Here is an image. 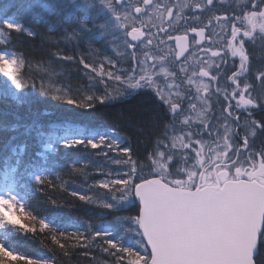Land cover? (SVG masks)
<instances>
[{"label": "snow or ice", "instance_id": "6c2138e0", "mask_svg": "<svg viewBox=\"0 0 264 264\" xmlns=\"http://www.w3.org/2000/svg\"><path fill=\"white\" fill-rule=\"evenodd\" d=\"M98 2L101 9L91 16L92 27L81 19V12L87 18L91 8L87 0L83 4L76 0H18L5 5L9 10L17 9L18 14L7 17L0 9V45H7L14 34L37 37L38 33L24 19L39 15L48 7L59 15L68 11L71 3L68 19L76 21L77 26L65 27V35L60 37L48 29L46 38L83 39L84 32L106 28L100 19L103 15L112 23L113 30L101 31L100 35L110 36L114 42L122 34L130 49L128 58L134 63L127 70H111L113 63L109 57L89 60L84 55L73 57L54 51L53 55L60 60L78 61L90 80L98 78L104 84L101 94L73 91L71 86L57 87L43 79L38 83L30 75L31 61L20 53L0 50V98L20 106L28 103L24 93L35 90L53 101L93 110L98 104L124 95L149 91L166 110L160 119L169 122L162 124L159 135L154 132L158 121L136 127L140 133L155 136L151 151L144 156L147 163L143 164L134 158L130 144L122 146L116 129L79 137L69 136L68 129H64L61 136L54 127L45 131L43 125L26 126L18 115L9 119L8 112L0 113V130L16 133L24 129L25 137L34 130L42 143L35 160L25 159L26 143L11 147L0 167V229H12L0 236V264H56L54 259L33 258L17 250L9 240L17 232L47 233L52 244L65 251V255L68 241L87 248L99 240L103 251L115 257L116 264H264V143L259 149L253 146L258 137L264 138V116L255 118L257 112L264 113V66L253 71L246 48V40L255 42L258 38L264 42V0H247L245 7L225 8L221 15L215 14L221 11L217 0H195L186 5H177L175 0H138L135 5L128 0ZM185 8L207 17L204 24L201 16H195L202 26L190 29L199 37L198 46L205 40L206 29L219 27V34L225 36L224 51L219 47L205 49L208 60H200L192 69L186 64L189 57L185 56L189 52L188 29L176 36L169 32L185 20ZM146 17L147 21L143 19ZM160 37L174 40L175 48H160L165 43ZM147 49L158 51L150 55ZM229 56L238 60L227 76L230 90L218 83L221 65ZM107 81L118 87L109 91ZM221 97L224 107L214 121L213 105L220 103ZM240 110L246 114L242 124ZM128 126L134 127L131 122ZM16 139L11 136L8 143ZM73 148L98 150L93 154L103 157L116 153L113 162L123 166L122 172L99 169L104 178L90 186L108 190L111 200L97 201L75 191L70 194L85 203L99 204L108 212L135 207L136 213L126 218L125 231L134 234L139 249L125 246L122 239L111 238L108 231H95L91 236L60 231L46 218L27 209L22 192H26L29 181L41 191H68L59 174L55 175L59 183L50 178V154H66L65 150ZM87 167L86 163L73 162L70 171L87 178ZM49 200L57 205L56 200Z\"/></svg>", "mask_w": 264, "mask_h": 264}, {"label": "trees", "instance_id": "16d2710c", "mask_svg": "<svg viewBox=\"0 0 264 264\" xmlns=\"http://www.w3.org/2000/svg\"><path fill=\"white\" fill-rule=\"evenodd\" d=\"M170 2V0H161V2ZM182 4H191L195 0H175ZM18 2V0H0V9L4 11L7 17H12L13 14H18L14 7L9 10L5 5H10ZM221 11L216 12V15H221L223 9H239L245 7L247 0H217ZM101 6L98 0H93L92 9L87 11V18L93 14L99 13ZM72 10L71 3L68 4V11L57 15L51 7L41 12L36 16H28L24 19V23L31 27L32 30L38 33L37 37L29 38L24 35H13L7 45H0V50L14 51L22 54L25 58L32 62L30 75L39 83L41 79L45 83H54L55 86H71L73 91L79 89L81 92L94 91L97 94L104 92V84L99 82V79L90 80L85 75L83 66L77 62H69L60 60L53 55L54 51L59 50L62 55L79 57L84 55L89 60L97 57H112L114 56V44L110 42L111 37H102L101 31L111 32L113 25L107 20V17L101 15L100 19L106 24L105 29H93L92 31L84 32L83 39H59L49 40L46 37L49 35L48 29L53 31L57 37L64 36V28L69 29L76 27L77 23L74 20L68 19V12ZM91 14L89 15V13ZM189 27L202 26L200 21L195 20V16H201L204 24L207 23V17L194 9H187L185 12ZM81 12V19L86 24L91 26V20L87 19ZM212 32L220 36V28L216 27ZM83 31V29H81ZM227 29H225V32ZM171 35H176L174 29H169ZM223 36V35H221ZM118 38L119 35H118ZM122 38V37H121ZM225 39V36H223ZM216 41V39H215ZM224 40H218V45ZM124 42V39H123ZM223 44V43H222ZM91 45V47H89ZM126 46L125 43L123 47ZM214 48V46H213ZM246 48L250 55L251 67L253 71L261 66H264V42L258 38L255 42L246 40ZM93 49L97 51H93ZM116 49V48H115ZM217 49V48H214ZM211 48V50H214ZM221 51V47H219ZM90 54V55H89ZM109 91L113 87L110 81ZM113 94H116L115 92ZM24 95L27 97L28 103L17 106L10 99L5 101L0 98V113L8 112L9 119L18 115L21 121L26 126L34 124L43 125L45 131L51 128L60 130V135H63V130L68 129L69 136L79 137L81 134L91 135L94 131H105L116 129V138L124 144H130L134 148V158H139L141 163L146 164L144 160L146 153L150 152L155 136H149L136 131V127L150 126L152 122L158 121V126L154 129L156 135H159L163 123H168V120H162L165 109H162L160 102L149 91H137L131 95H124L115 101L98 104L93 110H83L70 106L64 103L53 101L49 98L42 97L38 91L27 90ZM264 113L257 112L256 119H260ZM245 120V115L240 117V121ZM131 122L134 127H129ZM24 129L19 132H5L0 130V167L3 165L4 157L10 153L11 147L22 143L27 144V153L25 159H37L36 153L41 150L42 143L36 137L33 130L27 137L23 135ZM16 136L17 139L12 143H8L9 137ZM125 137L130 139L125 140ZM62 142V141H61ZM264 143V138H257L254 142V147L259 149ZM91 149L73 148L65 150L62 154H50V171L54 182L55 175L59 174L62 181L66 182L68 191H55L52 188H47L41 191L33 182L29 181V186L26 192L25 205L29 211L39 218H46L51 226L67 233H80L85 236H91L95 231L113 230L115 236L122 238L125 246H132L139 249V245L135 243L134 234L126 232L128 227L126 218L136 213L135 207H128L120 212H108L99 206V204H89L80 201L78 197H72L71 192L75 191L83 195L92 196L97 201L111 200V194L108 190L97 187L98 181L102 180L103 171H107L111 163L106 157L94 155ZM243 154V150H242ZM76 162L78 165L86 163L87 178L84 175L73 173L70 171L71 163ZM121 166H113L114 173L117 170L121 171ZM49 198L56 200L57 205L50 203ZM12 229H0V236L11 232ZM10 242L20 252L29 255L33 258L54 259L56 264H116L115 257L103 251V246L99 240L93 241L87 248L75 245L74 241H68L66 244L67 255L59 246L52 244L50 236L47 233H36L23 235L17 232L9 237ZM63 242V241H62Z\"/></svg>", "mask_w": 264, "mask_h": 264}, {"label": "rangeland", "instance_id": "374dc122", "mask_svg": "<svg viewBox=\"0 0 264 264\" xmlns=\"http://www.w3.org/2000/svg\"><path fill=\"white\" fill-rule=\"evenodd\" d=\"M76 2L77 3H81V4H83L84 3V0H76ZM138 2V0H131V3L130 4H133V5H135L136 3ZM161 3H168V2H161ZM175 3L177 4V5H179V4H182L181 2H179V1H175ZM87 4H89V5H91V8L90 9H88L87 11L89 12L91 9H92V6H93V0H87ZM185 12H186V8H185V10H184V14H185ZM91 14V12L89 13V15ZM151 15V14H150ZM90 16L86 19V20H90ZM143 19H145L146 21L149 19V18H143ZM156 22H158V21H156ZM165 27H167V25L165 24ZM177 27V26H176ZM155 31V30H154ZM213 34H209L208 36H209V40H208V44H206V47H203L202 48V50H200L197 46H196V44H194L193 45V49H192V51L190 52L191 53V55H187L188 57H189V59H188V61L186 62V64H187V66L190 68V69H192V68H195V67H197L198 66V62L200 61V60H208V56H206L205 55V52H204V50L205 49H214V48H217V47H221L220 45H218V40H220V42H221V40H225V39H223V36H218L217 35V33H215V32H212ZM119 35V37L120 38H118L116 41H112L111 39H110V42H113V44H114V50H115V53H114V56H112V57H109V58H111V60H112V63H113V68L111 69V70H113V71H116V70H118V69H124V70H127L131 65H132V63H134V61H132V60H130L129 58H128V52L130 51V49H128L126 46H124L123 47V45H124V42H123V36H122V34H118ZM122 37V38H121ZM161 39H163L164 41H166L165 40V37H160ZM215 39H216V41H215ZM154 43H155V41H154ZM223 44H224V41H223ZM221 45H222V43H221ZM213 46H214V48H213ZM224 46V45H223ZM168 47H170V48H174V46H172V43L171 44H168V45H166V44H161L160 45V48H168ZM116 48V49H115ZM141 49H142V46H141ZM214 50H216V49H214ZM147 51L149 52V54L151 55L152 53H154L155 51H158V49H147ZM224 51V50H223ZM137 55L138 56H140V59L142 60L143 59V57H142V55H141V52L140 51H138L137 52ZM182 60H183V58H182ZM238 64V60H234L233 58H231L230 56L229 57H227V62L225 63V64H222L221 65V68H222V71H221V75H220V77L221 76H226V82L225 81H223L222 82V80H220L219 79V81H218V83L223 87V86H225L226 85V88H229V90H230V81H228L227 80V76H229L230 74H231V72L234 70V68H235V66ZM225 68V70H224V68ZM213 71L215 72V68L213 69ZM3 78L2 77H0V80H2ZM222 79V78H221ZM169 83H171V81L169 82ZM113 87H118V85H113V84H111ZM161 86V88H163L164 87V85L163 84H161L160 85ZM224 107V105H223V97H221L220 98V103H214V105H213V108H214V116H213V120L215 121V118L217 117V116H219L220 115V111H221V109ZM193 119H195V113H193ZM243 122H241V124H242ZM243 134V128H241V135ZM205 139H207V137L205 136ZM237 143H240L239 142V140L237 141ZM107 158V160L111 163V166L109 165L108 166V169H107V171L106 172H112V173H114L113 171H111L112 170V168H113V166H121V165H117V164H115L114 162H113V159L114 158H116V153H110L109 154V157H106ZM123 167V166H122ZM121 168V167H120ZM122 170H123V168H121V171L120 170H118V168H117V170L115 171V173H120V172H122ZM105 231H108V232H111L112 233V237L111 238H113V239H116V240H121L122 238L121 237H119V236H115L114 235V231L113 230H105ZM138 249V248H137Z\"/></svg>", "mask_w": 264, "mask_h": 264}, {"label": "flooded vegetation", "instance_id": "af4514ba", "mask_svg": "<svg viewBox=\"0 0 264 264\" xmlns=\"http://www.w3.org/2000/svg\"><path fill=\"white\" fill-rule=\"evenodd\" d=\"M128 2H129V4L131 3V0H128ZM184 17H185V20H181L180 22H179V24L177 25V27L174 29L175 30V32H176V35H182V34H185V29L187 28L188 29V32H187V34H188V43H189V52L188 53H185V56H189V54H190V52L192 51V49H193V45L194 44H196V41L197 40H199V37L198 36H196V34L195 33H191V31H190V27H189V24H188V20H187V18H186V16H185V14H184ZM211 31L210 30H208V29H206V34H205V40L198 46L197 44H196V46L200 49V50H202V48L203 47H206V44H208L207 42H208V40H209V34H211L210 33ZM175 35V36H176ZM174 36V35H173ZM165 43L164 44H166V45H168V44H171L172 43V46H174V48H175V41L174 40H167V38L165 37ZM223 43V42H222ZM224 44H222V45H220L221 46V52H223V50H224V46H223ZM181 60H182V58H180ZM223 67V66H222ZM224 68V67H223ZM224 70H225V68H224ZM222 78V79H221ZM219 79L220 80H222V82L223 81H225L226 82V76H221V77H219ZM223 87H226V85L225 86H223ZM239 115H240V117L242 116V115H246L244 112H243V110H240L239 111ZM240 142V141H239Z\"/></svg>", "mask_w": 264, "mask_h": 264}, {"label": "water", "instance_id": "95a60500", "mask_svg": "<svg viewBox=\"0 0 264 264\" xmlns=\"http://www.w3.org/2000/svg\"><path fill=\"white\" fill-rule=\"evenodd\" d=\"M130 39V38H129Z\"/></svg>", "mask_w": 264, "mask_h": 264}]
</instances>
